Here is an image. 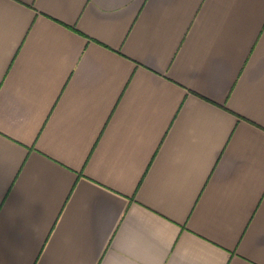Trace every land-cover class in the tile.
<instances>
[{
  "label": "crops",
  "instance_id": "1",
  "mask_svg": "<svg viewBox=\"0 0 264 264\" xmlns=\"http://www.w3.org/2000/svg\"><path fill=\"white\" fill-rule=\"evenodd\" d=\"M0 264H264V0H0Z\"/></svg>",
  "mask_w": 264,
  "mask_h": 264
}]
</instances>
